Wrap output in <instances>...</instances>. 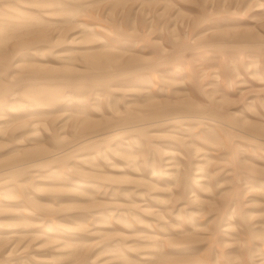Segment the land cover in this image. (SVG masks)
Instances as JSON below:
<instances>
[{
  "label": "rangeland",
  "instance_id": "1",
  "mask_svg": "<svg viewBox=\"0 0 264 264\" xmlns=\"http://www.w3.org/2000/svg\"><path fill=\"white\" fill-rule=\"evenodd\" d=\"M0 264H264V0H0Z\"/></svg>",
  "mask_w": 264,
  "mask_h": 264
},
{
  "label": "bare ground",
  "instance_id": "2",
  "mask_svg": "<svg viewBox=\"0 0 264 264\" xmlns=\"http://www.w3.org/2000/svg\"><path fill=\"white\" fill-rule=\"evenodd\" d=\"M198 168L201 170V168L202 167H200V165L198 166ZM200 174V176H201V174L202 173H199ZM198 173H196V175H199ZM200 181V177L199 178H197V176H194V177H192V179H191V181L193 182V183H198L199 181ZM201 182V181H200Z\"/></svg>",
  "mask_w": 264,
  "mask_h": 264
}]
</instances>
